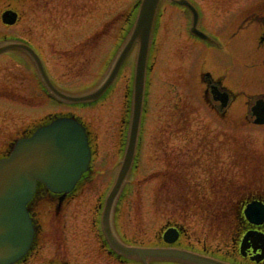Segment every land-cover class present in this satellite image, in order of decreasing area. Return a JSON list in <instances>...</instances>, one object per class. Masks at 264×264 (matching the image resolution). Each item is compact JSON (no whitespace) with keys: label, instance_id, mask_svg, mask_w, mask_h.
<instances>
[{"label":"rangeland","instance_id":"374dc122","mask_svg":"<svg viewBox=\"0 0 264 264\" xmlns=\"http://www.w3.org/2000/svg\"><path fill=\"white\" fill-rule=\"evenodd\" d=\"M136 1L96 0V14L93 16L91 13L87 14V18H95L97 28L105 26L112 22V15L128 9L130 4ZM192 1L202 13L200 24L203 30L215 36H218L216 31L223 32L221 33L223 38H227V29L224 32V27L228 25L231 27L230 30L234 31L239 25L231 23V20H240L246 14L247 7L254 9L252 5L254 2L248 3L249 0ZM43 3L38 10L39 19L48 18V15L44 17L41 15L44 10L45 13L48 12L46 4ZM9 4L17 7L22 17L15 26L4 27L0 23V40L5 37L31 38L35 31L34 23L38 20L32 11L33 6L27 2L21 6V3L0 0V6L5 7ZM71 8L76 7L68 9ZM231 11L235 13L231 15ZM50 13L57 21L67 19L66 15L61 14L59 6L56 8L53 6ZM189 23L190 15L186 10L172 5L169 0L163 1L148 63L150 70L145 116L136 166L119 196L112 220L114 228L129 243L148 245L160 240V232L168 224L167 221L173 222L177 219L178 225L184 226L190 236V240L183 241L184 244L195 247L206 240V245L213 250L216 245L225 246L228 240V237L226 239L223 237V231L220 232L226 221L219 220L218 236L207 232L198 215L193 216L188 214L189 211H185L188 203L184 202L180 193L184 188L178 186L177 180L179 181L180 177L184 180L186 176H191V179L196 180L195 184L199 185L202 182L204 184L211 178L213 165L210 157H222V161L227 159L236 167L237 160L240 163L242 161L239 155L244 154L241 156L250 163L251 159L256 157L254 154L264 151V126H253L243 118L245 110V105L242 106L243 98H240L238 104L237 102L233 104L231 107L233 110L227 114L228 119L216 118L200 104L203 88L199 74L215 67L223 69L228 62V76L230 80L234 78L231 84L236 87V78L241 79L242 83L237 82L238 88H244L245 95H252L256 90L264 88L261 87V84H264V48L256 45L258 26L248 22L240 24L244 25V28L232 35L227 46L228 50L230 46L232 51L242 55L239 60L235 54L232 57L229 55L227 62L220 63L222 59L219 54L194 41L187 34ZM117 27L115 22L110 29L106 28L104 35L99 34L104 38L101 39L103 44L101 41L96 42V61H99L98 57L101 54L105 55L110 48L113 50L112 39ZM40 50L51 66L54 61L51 56L49 58V53L42 48ZM210 53H214L209 64L212 68L204 66L201 70L202 59L206 58L203 57L204 54ZM134 55L135 47L113 88L101 101L91 106L73 107L54 105L41 93L42 91L30 85L33 77L32 67L26 58L14 61L10 55L0 56V156L7 144L20 135L19 133H22V130L32 123L31 121L38 122L48 113L59 111H71L81 117L91 131L94 149L92 169L95 175L91 176V182L86 187L78 189L74 198L65 203L58 219L52 213H47V217L44 215V238L48 241L42 242L38 255L29 264H38L49 259L60 264H118L114 257L99 254L102 237L97 236L100 214L97 207L103 202L122 157L120 125L127 115L124 102L125 85L131 81ZM65 60L63 59L58 67L50 68L52 78L59 88L65 91L79 93L90 90L105 73L106 66L100 64L95 67L90 65L89 70L81 72L82 69L78 67L83 64L80 63L75 74H71ZM94 62L92 61L93 64ZM258 78L262 81L261 84L256 80ZM232 85L231 90L235 93L236 88ZM185 116L187 120L183 121ZM225 147L228 149L225 150ZM220 153L222 155H219ZM171 168L173 170H170ZM244 169L239 167V179L233 185L231 191L233 194L242 193L244 191L242 187L249 182L250 172ZM243 171L245 184L240 185ZM213 173L218 177L222 175V171ZM217 181L213 180V184ZM232 196L235 200L240 197ZM196 201L198 206L208 207L202 199ZM218 206L220 207V204ZM228 208H221L225 215L223 216L222 211L218 216L225 220L227 215V228L231 229V210ZM191 210L196 209L193 206Z\"/></svg>","mask_w":264,"mask_h":264},{"label":"water","instance_id":"95a60500","mask_svg":"<svg viewBox=\"0 0 264 264\" xmlns=\"http://www.w3.org/2000/svg\"><path fill=\"white\" fill-rule=\"evenodd\" d=\"M158 2L159 0L141 1L136 22L118 53L108 76L95 90L84 95L69 97L53 88L45 77L37 56L25 44H4L0 46V52L14 47L26 50L36 61L51 91L66 100L85 102L96 100L103 94L114 80L133 44L137 43L127 143L117 177L105 199L101 216L102 229L110 245L117 252L139 257L143 261L152 256H175L198 264H223L213 259L182 251H158L156 249L125 246L115 238L110 228V210L134 156L143 99L145 62ZM176 2L184 4L191 10L193 14L192 31L207 39L195 30L197 21L195 9L186 0H176ZM14 16L5 13V20L11 22ZM252 111L262 117L264 104L258 102L253 106ZM258 121H260L259 117L256 119V122ZM88 158L89 152L81 126L74 121L57 120L49 126L39 129L32 138L19 141L11 157L0 160V264L19 257L28 246L31 235L29 234L24 203L34 190L35 180L44 181L53 191L67 190L86 167Z\"/></svg>","mask_w":264,"mask_h":264},{"label":"flooded vegetation","instance_id":"af4514ba","mask_svg":"<svg viewBox=\"0 0 264 264\" xmlns=\"http://www.w3.org/2000/svg\"><path fill=\"white\" fill-rule=\"evenodd\" d=\"M94 1V0H93ZM90 2V0H89ZM264 32V29L262 31V33ZM76 46L72 51V56L74 57H84V55L86 54L87 56H91V51L94 50L95 46H96V40L95 37L93 36H89L87 39H85L84 41L79 42L77 45H73L72 47ZM80 50V52H79ZM246 222V221H245ZM240 224L242 226H244V221L241 220ZM260 230L262 232H264V229H260L258 226H248L247 230ZM242 229H238V232L236 233V237L232 238V243L230 245H228L227 247H225V249H223V253L222 256L221 255H217V256H221L222 259L224 260H228L230 262L233 261V263L235 264H264V260L256 263L254 261H252L250 259L251 256H254V252H253V248H249L246 249V252H242V254H240V250L238 248L237 245V241L240 239V235L242 233ZM260 250H256V253H258ZM215 255V254H214Z\"/></svg>","mask_w":264,"mask_h":264}]
</instances>
